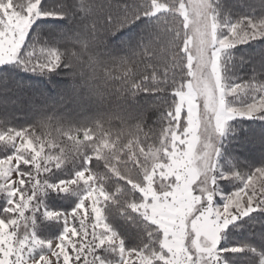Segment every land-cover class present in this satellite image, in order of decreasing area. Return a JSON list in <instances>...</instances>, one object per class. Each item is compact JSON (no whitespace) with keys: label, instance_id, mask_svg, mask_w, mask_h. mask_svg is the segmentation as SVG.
Returning a JSON list of instances; mask_svg holds the SVG:
<instances>
[{"label":"snow or ice","instance_id":"6c2138e0","mask_svg":"<svg viewBox=\"0 0 264 264\" xmlns=\"http://www.w3.org/2000/svg\"><path fill=\"white\" fill-rule=\"evenodd\" d=\"M0 112V264H264V0H0Z\"/></svg>","mask_w":264,"mask_h":264},{"label":"trees","instance_id":"16d2710c","mask_svg":"<svg viewBox=\"0 0 264 264\" xmlns=\"http://www.w3.org/2000/svg\"><path fill=\"white\" fill-rule=\"evenodd\" d=\"M224 10L233 14L251 11V7H255L257 14L259 13L260 0H221ZM251 6V7H250ZM10 115H14L17 120L25 119L24 111L9 108ZM2 115V112H0Z\"/></svg>","mask_w":264,"mask_h":264}]
</instances>
